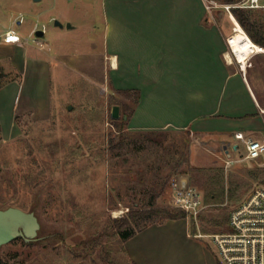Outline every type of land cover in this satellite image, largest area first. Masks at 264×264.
Here are the masks:
<instances>
[{"label":"rangeland","instance_id":"374dc122","mask_svg":"<svg viewBox=\"0 0 264 264\" xmlns=\"http://www.w3.org/2000/svg\"><path fill=\"white\" fill-rule=\"evenodd\" d=\"M81 1L91 3L96 29L86 34L79 26L69 39L83 33L100 40L105 25L103 0ZM78 3L0 0V20L24 15L20 31L45 62L54 53L50 33L43 38L30 34L28 21L49 22L50 13L59 9L66 15H59L65 26L72 20L80 23L70 10ZM258 10L264 25V9ZM38 14H42L39 19ZM214 17L233 32L234 23L223 8L214 11ZM3 25L0 32L5 31ZM43 41L47 46H41ZM250 65V78L259 77L257 93L264 103V53L251 58ZM0 85V208L33 211L41 223L36 239L17 238L0 246V264H131L113 221L127 216L130 208L183 210L175 206L173 192L185 177L208 204L201 214V230L220 232L227 228L231 208L255 187L264 186V165L252 162L225 169L224 159L229 156L224 145L219 150L223 161L202 165L206 163L193 157L196 139L187 131L126 130L125 96L101 87L93 77L54 66L35 67L32 62L22 76L7 57L0 58ZM49 91L55 109L48 120L43 107ZM115 104L123 106L117 120L111 117ZM238 141L237 150L233 142L228 143L233 159L246 154L244 143ZM210 193L219 200H206ZM152 223L160 222L141 219L133 228ZM189 224L192 228L190 220ZM199 240L209 242L211 252L215 251L210 239Z\"/></svg>","mask_w":264,"mask_h":264},{"label":"crops","instance_id":"0c3cea01","mask_svg":"<svg viewBox=\"0 0 264 264\" xmlns=\"http://www.w3.org/2000/svg\"><path fill=\"white\" fill-rule=\"evenodd\" d=\"M78 2L69 7L81 22L66 17L72 27L65 26L60 17L65 13L59 9L50 13L49 22L28 21L30 34L40 30L43 35L36 36L43 38L50 33L54 53L47 61L38 59L30 43L5 42H0L1 60L8 57L22 76L32 62L93 77L101 87L125 96L126 130L187 131L196 139L193 157L206 163L202 165L223 161L219 150L239 142L236 132L264 140L259 77L251 79L250 62L245 67L233 55L228 24L210 14L205 0H103L102 38L82 33L70 40L79 26L86 34L96 29L91 3ZM18 17L0 20L5 28L0 35L12 28L29 38L20 31L24 15ZM52 93L43 107L48 120L55 109ZM189 231L187 218L152 223L125 242L126 253L134 264H222L215 247L211 252L209 242L191 237Z\"/></svg>","mask_w":264,"mask_h":264},{"label":"built area","instance_id":"2783aa9c","mask_svg":"<svg viewBox=\"0 0 264 264\" xmlns=\"http://www.w3.org/2000/svg\"><path fill=\"white\" fill-rule=\"evenodd\" d=\"M207 10L214 15V11L223 8L234 22L233 9L262 8L264 0H236L234 2L219 3L217 0H205ZM30 38H23L14 29L7 30L0 35V42L28 44ZM235 139L242 141L246 154L233 159L231 155L224 159L225 169L234 166H244L247 163L264 165V140L246 136L243 132H236ZM236 150L239 145L237 143ZM175 206L183 209L187 219L191 221L189 235L197 239H209L222 264H264V186L255 187L242 201L235 204L229 214L227 228L224 231L206 233L201 230V214L208 204L203 194L189 181H180L173 192Z\"/></svg>","mask_w":264,"mask_h":264},{"label":"trees","instance_id":"16d2710c","mask_svg":"<svg viewBox=\"0 0 264 264\" xmlns=\"http://www.w3.org/2000/svg\"><path fill=\"white\" fill-rule=\"evenodd\" d=\"M225 2H234L236 0H224ZM259 8H242L236 7L233 9V14L250 36V38L257 44L264 47V25L261 23L259 14ZM2 85V84H1ZM0 85V86H1ZM125 110V108H124ZM128 112V111H127ZM130 117V114H128ZM123 125L126 123L125 119L122 118ZM219 200V196L214 193H210L206 196V200ZM187 214L184 210L175 211L169 207L162 206H150V207H140L130 208L127 216L121 219H114L115 231L118 229L119 235L125 240V242L131 238L138 231L150 224L144 225L140 230H135L133 225L141 219L152 220L157 219L158 222L162 223L167 219H178L185 218ZM23 238V237H19ZM24 239V238H23ZM25 240V239H24ZM26 241V240H25ZM28 242V241H26ZM125 251L126 247H125ZM134 264V263H131Z\"/></svg>","mask_w":264,"mask_h":264},{"label":"water","instance_id":"95a60500","mask_svg":"<svg viewBox=\"0 0 264 264\" xmlns=\"http://www.w3.org/2000/svg\"><path fill=\"white\" fill-rule=\"evenodd\" d=\"M56 24L62 25L59 21H56ZM68 27H72L71 24H68ZM36 34L41 36L43 31L39 30ZM111 117L115 120L121 117L119 104L113 105ZM235 148H237V145H235ZM226 153L228 156L231 155L227 147ZM40 228L41 223L35 212L26 211L16 206L0 208V246L19 237H23L26 241L34 240Z\"/></svg>","mask_w":264,"mask_h":264},{"label":"bare ground","instance_id":"6f19581e","mask_svg":"<svg viewBox=\"0 0 264 264\" xmlns=\"http://www.w3.org/2000/svg\"><path fill=\"white\" fill-rule=\"evenodd\" d=\"M233 32L228 36L229 44L232 48L233 55L247 67L251 58L259 53H264V47L255 43L241 24L238 22L235 16ZM233 25V24H232ZM229 60L231 55L227 53Z\"/></svg>","mask_w":264,"mask_h":264}]
</instances>
